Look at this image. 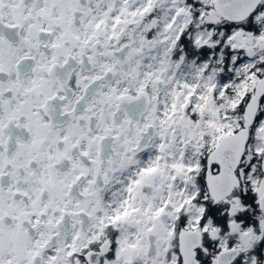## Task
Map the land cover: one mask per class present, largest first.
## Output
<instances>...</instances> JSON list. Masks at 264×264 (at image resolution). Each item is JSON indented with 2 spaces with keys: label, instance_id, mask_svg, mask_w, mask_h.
<instances>
[{
  "label": "snow or ice",
  "instance_id": "obj_1",
  "mask_svg": "<svg viewBox=\"0 0 264 264\" xmlns=\"http://www.w3.org/2000/svg\"><path fill=\"white\" fill-rule=\"evenodd\" d=\"M0 264H264V0H0Z\"/></svg>",
  "mask_w": 264,
  "mask_h": 264
}]
</instances>
